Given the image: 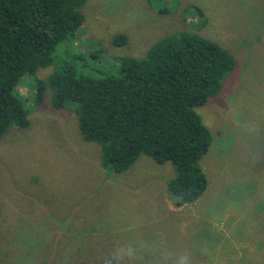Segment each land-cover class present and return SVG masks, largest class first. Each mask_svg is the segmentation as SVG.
Returning <instances> with one entry per match:
<instances>
[{
    "label": "rangeland",
    "instance_id": "1",
    "mask_svg": "<svg viewBox=\"0 0 264 264\" xmlns=\"http://www.w3.org/2000/svg\"><path fill=\"white\" fill-rule=\"evenodd\" d=\"M82 10L75 41L59 44L54 63L38 76L75 60L73 52L95 54L97 66L143 57L180 30L233 52L236 66L221 92L197 107L213 134L200 160L208 187L178 205L167 190L176 173L171 161L142 154L121 173L105 168L100 144L78 128L76 104L55 109L51 90L36 104L26 78L17 89L30 126L14 125L0 139V236H8L4 219L10 230L24 229L13 255L102 251L112 260L99 264H264V0H88ZM119 33L127 42L117 46Z\"/></svg>",
    "mask_w": 264,
    "mask_h": 264
},
{
    "label": "trees",
    "instance_id": "2",
    "mask_svg": "<svg viewBox=\"0 0 264 264\" xmlns=\"http://www.w3.org/2000/svg\"><path fill=\"white\" fill-rule=\"evenodd\" d=\"M87 1L0 0V139L14 125L30 126V109L17 89L28 78L36 104L45 100L47 90L52 92L55 109L67 102L76 104L78 128L86 140L100 144L105 168L121 173L142 154L159 163L171 161L176 173L167 190L177 197L178 205L195 202L208 187L200 160L213 141L197 107L221 92L236 66L235 55L218 40L180 30L159 38L143 57L123 55L113 65L98 61L97 66L92 65L95 54L73 52L75 60L59 62L49 75L38 76L41 67L54 63L59 44L75 41ZM197 13L207 20L200 8ZM126 42L124 33L116 34L112 41L117 46ZM9 220L3 223L8 236H0V264H18L22 257L27 262L20 264L29 260L31 264L112 260L102 251L78 258L24 251L13 255L24 229L16 224L10 230Z\"/></svg>",
    "mask_w": 264,
    "mask_h": 264
}]
</instances>
